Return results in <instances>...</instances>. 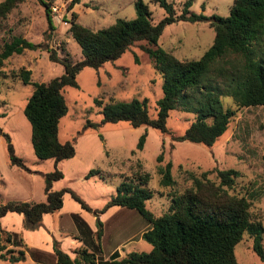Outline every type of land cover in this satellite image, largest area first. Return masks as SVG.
Instances as JSON below:
<instances>
[{
    "label": "rangeland",
    "instance_id": "374dc122",
    "mask_svg": "<svg viewBox=\"0 0 264 264\" xmlns=\"http://www.w3.org/2000/svg\"><path fill=\"white\" fill-rule=\"evenodd\" d=\"M4 1L0 0V3ZM45 1L50 6L54 28H50L46 7L40 0H25L0 20V53L5 43H10L15 37L41 45L35 51L27 50L22 55L10 57L1 69L0 127L10 136L17 157L28 168L24 170L11 166L7 141L0 137L1 204L45 202L44 176L56 169L54 159L43 161L35 155L32 127L25 116V108L35 86L24 84L21 77L23 71L31 72L32 83H49L65 72L62 65L50 60V52L54 51L59 58L73 63L83 60L82 49L70 32L73 21L96 32L110 27L119 19L133 20L137 17V0H81L74 7L71 6L72 0ZM168 1L179 16L188 0ZM144 2L149 6L155 24L167 15L155 0ZM234 2L194 0L190 11L206 16L228 17ZM73 13L77 14L76 19H73ZM214 38L215 31L208 23L177 22L165 28L159 46L181 61L199 60L213 45ZM147 46V42H139L115 62L106 63L98 70L85 68L77 77L79 87L63 90L68 113L60 121L59 139L62 143H73L76 155L58 164L57 168L64 178L54 183L53 189L74 192L92 212L84 210L70 193L65 194L64 207L43 220L37 229H41V232L37 233L34 245L24 243L36 264H57L55 240L64 252L73 257L79 248H88L93 252L88 243L90 237L85 232L90 228L93 240L97 241L98 217L94 212L106 208L122 182L133 181L143 173L151 176L144 188L153 192L147 209L155 217H160L169 210L172 195L182 194L192 187L190 174L201 177L208 172V179L219 183L217 170L234 169L240 173V177L230 194L247 198L253 217L264 226L263 107L239 108L231 97H222L225 109L234 110L235 115L228 131L213 147L175 141L185 134L195 120L194 114L180 110L170 113L167 122L169 132L166 134L148 126L133 128L127 122H103L106 106L112 102L133 100H147L150 116L157 118V103L164 94V80L144 51ZM89 123L101 127H87ZM144 135L145 145L139 149L138 144ZM161 154L164 161L159 164ZM167 163L173 165L172 175L176 182L173 187L160 185L158 168ZM91 171L100 173L88 178ZM79 221L85 223L83 227H79ZM100 221L104 233L99 261H107L115 252H119L121 258H126L133 252L152 251V245L141 235L151 225L137 211L112 207L100 215ZM45 231L48 238L44 235ZM58 231L61 233L58 234ZM12 234L17 240L21 237L24 241L22 235ZM253 245V237L245 234L235 249L238 264H264L254 252ZM26 260L20 264H26Z\"/></svg>",
    "mask_w": 264,
    "mask_h": 264
},
{
    "label": "trees",
    "instance_id": "16d2710c",
    "mask_svg": "<svg viewBox=\"0 0 264 264\" xmlns=\"http://www.w3.org/2000/svg\"><path fill=\"white\" fill-rule=\"evenodd\" d=\"M24 1L5 0L0 3V20ZM40 1L46 7L50 28H54L49 4L45 0ZM155 1L167 14L157 24L153 22L152 12L144 0L135 2V19H119L110 27L96 32L73 21L70 32L81 47L84 59L73 63L59 58L54 51L50 52V60L62 65L65 72L49 83H32L31 72L23 71L21 77L24 84L35 86L25 108V116L32 127L35 155L43 161L54 159L56 169L44 176L45 202H0V219L8 213H18L24 218L25 229L37 230L45 215L55 214L63 208L67 193L84 210L92 212L74 192L53 189L54 183L64 178L57 168L58 164L76 155L73 143H62L59 139L60 121L68 113L63 90L78 88L77 77L85 68L98 70L106 63L115 62L139 42H147L144 51L164 80V94L157 103V118L150 116L147 100H133L112 102L106 106L104 123L127 122L133 128L148 126L166 134L169 132L167 122L170 113L180 110L194 114L195 120L175 141L213 147L228 131L235 115L234 110L225 109L222 97H231L239 108H264V0H235L228 17L193 13L190 8L194 0H188L178 16L168 0ZM80 2L72 0L71 6ZM72 16L77 18L76 13ZM177 22H204L214 29L213 45L199 60L181 61L159 46L165 28ZM39 48L41 45L22 37L5 43L0 53V73L10 57ZM87 127L98 129L101 125L89 123ZM0 137L7 141L11 164L28 170L23 160L17 157L10 136L1 127ZM145 141L146 135L141 137L139 149H143ZM163 161L164 155L161 154L158 163ZM172 167V163H167L158 168L161 186L173 187L176 184ZM99 173L91 171L88 178ZM216 173L219 183L208 179V172L201 177L190 174L192 187L182 194L172 195L169 210L160 217H155L147 209V202L153 197V192L144 188L151 179L149 173L139 174L133 181L122 182L106 208L94 212L98 217L97 241L93 240L89 229L85 232L94 251L82 248L72 258L55 240L57 264H238L235 249L245 234L253 237L254 252L264 263V226L253 217L247 198L230 194L240 173L234 169L217 170ZM115 206L137 211L151 225V229L142 236L153 247L150 253L133 252L123 259L115 253L110 261L98 260L104 233L100 215ZM83 224V221L78 223L79 227ZM17 239L0 226V260L10 264L26 260L24 250L16 251L17 248H25L23 239Z\"/></svg>",
    "mask_w": 264,
    "mask_h": 264
},
{
    "label": "crops",
    "instance_id": "0c3cea01",
    "mask_svg": "<svg viewBox=\"0 0 264 264\" xmlns=\"http://www.w3.org/2000/svg\"><path fill=\"white\" fill-rule=\"evenodd\" d=\"M8 160H9V163L11 164V161H10V159H9V155H8ZM11 166H13V167H17V166H14V165H12L11 164ZM64 200H65V198H64ZM64 207V206H63ZM115 207H117V206H115ZM62 210V209H61ZM60 210V211H61ZM59 211V212H60ZM49 214H47V215H45L44 216V218H43V220H45V218H47V216H48ZM94 221H95V218H94ZM44 222V221H43ZM0 226L4 229V230H6L7 232H10L11 234L12 233H17V234H19V235H22L23 237H24V243H26V245H34V241H35V239H36V237H37V233L38 232H41L40 230L38 231V230H34V231H31V230H27V229H25L24 228V218H23V216L22 215H20V214H18V213H8L5 217H3L2 219H0ZM151 226H148L146 229H151L150 228ZM50 229V228H49ZM52 230V229H51ZM89 230H91L90 228H89ZM149 230H146V231H144L141 235L143 236V234L145 233V232H147V231H149ZM53 231V230H52ZM91 232H92V230H91ZM58 234H60L61 232L60 231H58L57 232ZM44 235H45V237H49V235L47 234V232L45 231L44 232ZM34 247H38L37 245H35ZM17 249H21V250H24L25 251V253H26V255H27V260H26V264H30V263H32V264H36L34 261H33V259L31 258V255L29 254V252H28V250L26 249V248H24V247H22V248H17ZM79 249H82V248H79ZM78 249V250H79ZM76 253V252H75ZM115 253H118V255H119V252H115ZM70 255V254H69ZM113 255V254H112ZM111 255V256H112ZM72 258H75V256H76V254H75V256L73 257L72 255H70ZM111 256L109 257V259L107 260V261H110V259H111ZM119 259H123V258H121V256L119 255ZM29 260H30V262H29ZM2 262H5V261H2V260H0V264H2ZM5 263H9V262H5ZM10 264V263H9ZM20 264V263H19Z\"/></svg>",
    "mask_w": 264,
    "mask_h": 264
},
{
    "label": "built area",
    "instance_id": "2783aa9c",
    "mask_svg": "<svg viewBox=\"0 0 264 264\" xmlns=\"http://www.w3.org/2000/svg\"><path fill=\"white\" fill-rule=\"evenodd\" d=\"M54 11H56V9H54Z\"/></svg>",
    "mask_w": 264,
    "mask_h": 264
}]
</instances>
